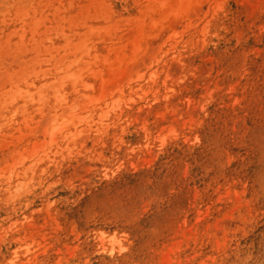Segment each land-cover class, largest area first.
I'll return each mask as SVG.
<instances>
[{"label":"rangeland","instance_id":"1","mask_svg":"<svg viewBox=\"0 0 264 264\" xmlns=\"http://www.w3.org/2000/svg\"><path fill=\"white\" fill-rule=\"evenodd\" d=\"M0 264H264V0H0Z\"/></svg>","mask_w":264,"mask_h":264},{"label":"bare ground","instance_id":"2","mask_svg":"<svg viewBox=\"0 0 264 264\" xmlns=\"http://www.w3.org/2000/svg\"><path fill=\"white\" fill-rule=\"evenodd\" d=\"M91 30H92V29H91ZM92 31H93V30H92ZM84 85H85V87H86V86H87V87L90 86L88 83H84ZM56 93H57V92H56ZM85 95H86V94H85ZM55 96H56V95H55ZM81 96H82V95H81ZM83 97H84V96H83ZM83 97H82V98H83ZM90 103H91V102H90ZM65 126H66V125H65ZM57 130H58V129H57ZM65 137H66V135H65ZM100 240H101V241H100L101 244H103V241H104L103 238H101Z\"/></svg>","mask_w":264,"mask_h":264}]
</instances>
